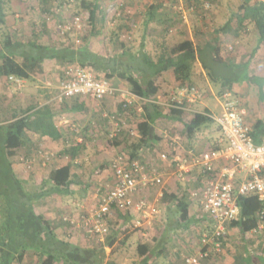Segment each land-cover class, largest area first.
Returning <instances> with one entry per match:
<instances>
[{
    "label": "crops",
    "instance_id": "0c3cea01",
    "mask_svg": "<svg viewBox=\"0 0 264 264\" xmlns=\"http://www.w3.org/2000/svg\"><path fill=\"white\" fill-rule=\"evenodd\" d=\"M246 2H248V0H240V4H235L234 2L227 3L230 10L228 14H226L227 12L224 14L215 12L213 8L209 12L210 17L208 20H203L200 17L203 11L199 10L196 13H190V17L188 18L187 16V22H183L180 20L181 6H179L175 0H137L129 5V11L131 12L129 16H126L128 12L124 15L125 20L118 21V18L117 21H115V25L123 26L119 36H117L114 42L110 41L111 38L109 37V39L105 35L92 38L89 41L88 46L93 53L105 55L106 57H110V59L115 57L116 61L122 62L123 60V64H125L124 72L138 79L141 83L153 78L150 77L151 74L148 75L141 68H139L140 71L138 72L130 67L128 61L132 59L133 56H139L140 54L141 56L147 55L154 63H158L162 66L163 62L161 64V60L163 61V59L173 57V54L170 53L173 47L184 41H191L194 44L197 60L194 62L190 79H188L187 82L177 80L172 70L163 71L154 79L155 85L159 88V92L155 98L161 99L160 96L162 93L171 92L173 95H175L174 93H178L180 96L178 99L181 101L184 100V102L182 101L184 105V114L182 118L167 114L168 110L171 108L168 106H161L164 108L163 113L167 114L169 119L160 118L156 120L153 126L158 140L153 141L151 146L141 153V159L139 160L145 166L147 173H156L163 178V185H148L136 194L134 198L135 200L144 199L154 206L158 210L157 215L161 214V222H163L164 216H167L168 220H171L173 212L178 211L180 213L177 201H169V199H167V202H165L163 200L164 194L167 196L174 195L176 197L186 194L188 197L186 202L189 205V216L193 219L194 217L191 215V210L197 207L196 204H200V195L197 194H199L202 189L196 192V187L197 185H202L203 182L200 181L202 176L201 170L193 168L186 173L184 181L179 180L176 175V167L172 160L163 161L160 156L163 153H168L171 157L174 154L188 156L192 152L201 153L215 146L220 148L225 147L226 144L215 122L214 124L217 126L218 133H214L211 126L206 125L198 131L193 140L188 139L184 123L190 121L191 119L189 118L195 114L204 112L212 113L213 106L206 103L205 100L213 102L219 113L221 110L220 93L223 91L225 93L227 90L223 87L222 82L223 79L231 76L229 67L231 65L242 66L247 63V58L251 57V54L258 46V50L254 57H252L250 63L252 71L249 77H252V80L242 85L235 82L230 92L233 96L236 95L241 101L238 102L245 112V120L253 130L260 121L264 122V100H253L257 94L260 96L262 91V88L255 86L253 77H260L264 80V42L259 44V36L253 23L246 22L242 24L241 18L238 20L234 19L236 16L241 15L243 12L242 7L246 5ZM256 2H264V0H251L250 5H255ZM121 5H125V7L128 8L127 4L122 3ZM153 5H158V8L153 12L151 22H148L149 18L147 21L146 14ZM119 6L120 5L115 3L111 7L116 8ZM118 13L120 14L121 12ZM228 22H231L230 30L227 31V33L220 32ZM239 23L241 25H239ZM234 24H237V26L235 27ZM167 27L174 28L176 33L174 32V35H168L166 33ZM98 43H100L101 49L98 47ZM208 46L220 47V49H222L221 57L225 64L222 65L221 63L213 61ZM104 48H108V50L106 51ZM117 67L119 71L123 72L120 68V63H117ZM45 68L46 70L44 73L35 76L30 81L23 80L22 83L24 82L23 86L25 87L26 84L31 87L33 92L31 96L36 99L43 96L44 99L50 101L58 93L61 68H63V66H61L58 61H53L52 63H47V67ZM210 72L213 74V78L209 76ZM96 73L101 78L105 76L104 73L100 71ZM144 77H146L145 80ZM3 79L4 78H0V81ZM110 82L117 88L130 91L129 84L125 80L115 77L111 79ZM40 83L42 84L40 85ZM37 87H39L38 90ZM192 87L196 88L202 94V97L193 101L192 96L189 93H185L187 88ZM40 88L44 91L40 92ZM37 92H39V95ZM250 94H252V98ZM209 96L212 99H209ZM203 98L205 100L199 102ZM78 105H84L85 110L83 112H80L81 110H72V106ZM121 107L123 108L122 111H120ZM52 108L56 112L54 121L61 138L54 141L50 137H44L34 132H29L27 134L28 143L21 148V151L34 156L39 149H42L45 152L49 150L55 154L59 153L58 155H63L64 158L60 161L61 163L57 166H52V169L60 168L69 163L73 164L72 169L76 176V182L71 186V190L74 191V194L67 197V199H69L68 201L64 199L56 204L60 206V212L64 214H59V211H51L46 219L58 226L57 234L61 238H68L67 240L71 243L86 247L88 241L84 239L86 238L84 231L78 226L67 230L66 226L61 227V220L58 218L62 216L63 219L67 214H73L70 216H74L73 219L78 220L80 218V212L96 208L98 198L100 195L110 190L114 181L112 166L110 165L112 162H106L105 157L110 161L112 160V151L113 153L114 151L118 152L117 150H124L127 152V144L133 139L131 136L134 138L137 136V124L143 121L145 111L141 105L137 108L129 107L125 110L120 98L117 96L108 97L103 101H94L86 97H80L78 100L75 99L72 102L71 108L69 109L72 114V119H66L67 121L63 123L61 121L59 122V119H57V111L54 106H52ZM21 111L22 110L18 109L14 114L21 115L19 114ZM81 113L84 114V118ZM78 115L81 116L82 119H79ZM97 115L103 116V118L96 119L95 117ZM177 117L181 118L182 121L178 120ZM110 119H116L124 127L118 139L112 142L108 139V133L114 127ZM11 121H14V119L6 120L1 124ZM75 129H78L80 133L77 134ZM78 135L81 137V141H78ZM71 147H78L76 153L77 158L74 160L71 158ZM69 150L71 151L70 154L67 153ZM107 154L111 155V157ZM92 156L94 159H91ZM122 156L128 158V155L122 154ZM84 162L94 163V169L93 167L85 169ZM106 163H109V165H106ZM16 166L17 165L13 163L15 172ZM96 167H98V170L95 172L96 174L99 173V175L96 177H89L87 171H92L91 174H93ZM19 174H23V172L21 171ZM24 177L23 175L22 178L25 179ZM96 186H99L98 189L94 188ZM77 188H79L78 192ZM44 199L46 198L44 197L42 200ZM66 202H68L67 205H65ZM156 206L159 207V209ZM179 218L181 219V214ZM153 220L154 217L145 219L141 212H136L134 209L125 212L116 210L109 218V225H114L116 227V232L124 230L129 223H133L135 227L142 226L145 229V227L147 228L148 226L150 227L149 229H151ZM249 234H252V232ZM165 235L166 233L164 236ZM142 236H144V234ZM138 238L140 237L138 236ZM83 240L86 244L83 243ZM103 240L104 239H101V241L97 240L95 242L105 245V243H102L104 242ZM133 240L132 238L123 246L117 244L116 246L105 247L106 262L109 260L114 264H143L142 260L144 257L142 258L139 254H137V257H131V254L132 256L136 254L135 249L137 250L138 247V245H134ZM160 247V251L157 250L158 252H156L153 251L151 245H149V247L147 246L151 253L148 264H166V261L171 262L170 264H176L172 262L175 261L172 259V256H174L173 251L177 249L170 246V242L166 240L163 241ZM247 252L250 253L251 258L260 256L251 253L253 251L251 250L250 252L249 248Z\"/></svg>",
    "mask_w": 264,
    "mask_h": 264
},
{
    "label": "trees",
    "instance_id": "16d2710c",
    "mask_svg": "<svg viewBox=\"0 0 264 264\" xmlns=\"http://www.w3.org/2000/svg\"><path fill=\"white\" fill-rule=\"evenodd\" d=\"M175 1L179 6L181 5L184 12L189 14L201 10L203 2V0ZM40 2L45 6L44 8H47L49 3L55 2L56 8L62 7L61 9H65L74 6L77 7L79 12H76L77 14L71 17H64V19L61 17V20L56 21L55 26L51 25L54 15L44 17L42 24L35 27L32 25L31 34L26 35L18 30H9L7 24L11 14L9 8L10 0H0V78L30 81L35 76L44 73L47 63L58 61L63 67L78 65L83 68H89L94 71L97 78L100 77L96 72L100 71L104 73V79L109 81L115 77L125 80L129 84L132 93L146 99H152L157 96L159 88L155 85L154 79L163 71L172 70L176 79L182 82H187L190 79L194 62L197 60L195 47L191 41H184L173 47L170 51L173 57L161 60L160 63L162 64L163 62L162 66L154 63L147 55L133 56L128 61L130 67L138 72L140 71L139 68H141L148 75L151 74L150 77L153 78L141 83L138 79L124 72L125 64H123V60L121 62L116 61L115 57L110 59V57L105 55H98L93 53L88 46L92 38L102 35L110 37V41L114 42L123 26L115 25V21L118 18V21L125 20L124 14L118 13V15H115L111 20L113 24H110L106 19V9L103 6V0H76L74 3L68 0H40ZM250 4L251 0H248L246 5L242 7L243 12L241 15L236 16L234 19L238 20L241 18L242 24L246 22L253 23L258 33L260 44L264 42V2H256L255 5ZM157 8L158 5H153L149 8V12H151L146 14L147 21L149 18L148 22H151V16ZM192 9L194 10L192 11ZM47 13L52 12L47 11L45 14ZM83 13H88V27L81 33L70 31L65 35H60L56 32L58 25L70 22L74 17L81 16ZM180 20L182 21V19ZM230 23L228 22L219 31L227 33L231 28ZM237 24H234V26L236 27ZM239 25L241 24L239 23ZM170 29L172 28L167 27L166 33L174 35V33L169 32ZM74 36L77 37V41L75 40L68 44L60 43L62 42L61 39H72ZM258 47L251 54V58L254 57ZM208 49H210L214 62L225 64L221 57L222 49L220 47L208 46ZM117 63L121 64L120 68L123 72L119 71ZM248 63L242 66L230 64L231 76L223 79L222 82L223 87L227 89L225 92L230 91L232 85L237 82L236 74L238 69L247 67ZM209 76L211 78L214 77L211 72ZM145 79L146 77H144ZM248 80L250 81L252 78L249 77ZM223 93L224 91L220 93V96ZM78 99L79 97L76 98V100ZM183 107L184 105L182 104L181 109L171 108L167 114L182 118L184 114ZM122 109L121 107L120 111ZM143 109L145 113L143 121L137 124V136L135 138L131 136L133 139L127 144L129 160L139 161L141 153L148 149L153 141L158 140L153 126L156 120L160 118L169 119L168 115L163 113L164 108L154 103L145 104ZM72 110H81L80 112H83L85 107L84 105L72 106ZM207 113L209 112L195 114L189 118L191 119L190 121L184 123L189 140H193L198 131L204 126L214 123L211 118L205 115ZM55 116L56 112L52 105L45 104L42 107H30L29 112L27 110L26 113L21 115H14V118H12L14 121L4 124L0 123V264H26L30 259L35 260V264H114L109 260L106 262L105 247H112L117 244L123 246L127 244L129 237L125 236L119 240L118 235L114 233L115 230H112V234L109 230L108 234L104 236L105 245L88 239V245L82 247L71 243L67 240L68 238H61L57 234L58 226L36 211V202L41 201L52 193L61 196L74 194L71 186L76 182V176L73 173L72 163L60 168H54L49 172L47 179L44 181V184L50 186L49 192L46 190L30 191L27 188V181L20 178L14 171L13 160L17 157L21 148L27 145V134L29 132L50 137L54 141L61 138L55 125ZM179 117H177L178 120L182 121ZM253 134L257 139L264 135L263 121L256 125ZM219 148L218 146L212 147V149ZM77 149L78 147H71V158L73 160L76 158ZM71 151L69 150L67 153L70 154ZM201 175L200 181L203 182L205 176L202 172ZM199 186H203V183ZM187 198L186 194L180 197L163 195L165 202H167V199L169 201H177L182 223L190 225L197 222V219L196 217L192 219L189 216ZM238 206L240 209L239 221L232 223L230 226L236 227L242 235H247L257 229L258 213L264 210V203H261L255 197H239ZM82 215L84 213L80 217ZM204 219L208 220L207 217L203 216L202 220ZM60 220L61 227L66 226L67 230L76 226L69 221H64L65 219ZM208 222L210 223L211 221L208 220ZM137 252L142 258L144 257L142 263L148 264L151 253L147 246L138 245ZM248 255L249 252H247ZM247 258V264H264V255L254 258L249 255Z\"/></svg>",
    "mask_w": 264,
    "mask_h": 264
},
{
    "label": "built area",
    "instance_id": "2783aa9c",
    "mask_svg": "<svg viewBox=\"0 0 264 264\" xmlns=\"http://www.w3.org/2000/svg\"><path fill=\"white\" fill-rule=\"evenodd\" d=\"M68 1L74 3L76 0ZM212 9L213 4L203 0L201 10L209 14ZM180 12L182 21L187 22V15L182 7ZM87 20L84 14L76 16L72 21L58 25L56 32L60 35L70 31L81 33L87 27ZM111 20L112 18L109 20L110 24ZM169 32L174 33L175 29L172 28ZM10 80L16 81L14 78ZM185 93H189L193 101L202 97V94L194 87L187 88ZM112 96L120 98L125 110L129 107L137 108L139 105L144 107L147 103L181 109L183 104L174 95H171L166 102L160 98L139 97L131 90L115 87L107 79L97 78L94 71L78 65L66 67L59 92L54 99L59 103L77 97L103 101ZM220 107L218 115L213 113L205 115L217 124L226 144L225 147L211 148L201 153L192 152L188 156L174 154L171 157L168 153L160 156L163 161L172 160L176 167V175L181 181L185 180L186 173L192 168L200 169L205 176L202 189L197 195H200L199 202L203 215L211 221V231L202 234L200 249L194 254L185 256L182 264H202V261L210 255L211 249L217 252L222 250L228 226L239 221V197H255L264 203V135L258 139L254 136L252 127L245 120V112L234 100L230 91L220 96ZM110 121L114 125L110 140L114 141L118 139L124 127L116 119H110ZM75 131L77 134L80 133L78 129ZM81 140L79 137L78 141ZM111 166L114 177L113 186L100 195L96 208L87 210V213L78 220L65 218V221L78 226L90 236L107 235L108 220L116 210L125 212L134 209L136 212H141L145 219H151L158 214L154 206L144 199L135 200L134 196L148 185L162 186L163 178L156 173H147L140 161L129 160L122 155L115 159ZM258 220V227L252 234H260L264 237V210L258 213Z\"/></svg>",
    "mask_w": 264,
    "mask_h": 264
},
{
    "label": "rangeland",
    "instance_id": "374dc122",
    "mask_svg": "<svg viewBox=\"0 0 264 264\" xmlns=\"http://www.w3.org/2000/svg\"><path fill=\"white\" fill-rule=\"evenodd\" d=\"M87 1H92V0H87ZM137 0H103V6L106 9V19L109 21L111 18H114V14L118 12H121L122 14H126L129 11V5L132 3L136 2ZM139 1V0H138ZM210 1L213 4V8L215 12H219L221 14H228L230 13L229 6L227 3H232L234 2L235 4H240V0H207ZM52 3V2H51ZM117 3L120 5L119 7H116V10L112 9L111 7L113 4ZM127 4L128 8L125 7V5L121 6V4ZM55 2L52 4H48L47 8H44L43 4L40 2V0H10L9 3V8L11 10V14L8 18V26L9 30H18L22 34L30 35L31 34V29L32 25L39 26L42 24L44 21V17L46 18L51 17L54 15V19L51 20L53 21L51 23L52 26H55L56 21H59L64 19V17H71L75 14L76 12H79L77 7L70 6L69 8L61 9L62 7H55ZM179 5V4H178ZM181 6V5H180ZM111 7V8H110ZM56 8V10H55ZM127 8V9H126ZM111 9V10H110ZM55 10V11H54ZM110 10V12H109ZM52 12V13H47L46 12ZM54 11V12H53ZM117 11V12H116ZM131 12V11H130ZM120 13V14H121ZM196 13V12H192ZM203 14L200 15V17L203 20H208L210 15L207 13L202 12ZM85 17L88 19V13H83ZM185 14L190 17V14L185 12ZM127 15H129L127 13ZM212 15V14H211ZM107 21V24H108ZM50 23V21H49ZM19 27V29H18ZM88 27V25H87ZM60 39V38H59ZM73 39V40H72ZM72 39H61L63 44H68L69 42L72 41H77V37L74 36ZM60 41V40H59ZM101 41V40H100ZM99 48L101 49L100 43ZM109 48V47H108ZM108 48H104L106 51ZM252 58L249 57L247 58V61L249 62L247 67L245 68H239L238 73L236 74L237 76V83L242 85L243 83L245 84L249 80L250 72L252 71V68L250 66ZM67 66L61 68V76L63 78L64 70L66 69ZM60 76V83L61 84L62 78ZM101 78V77H100ZM104 78V77H102ZM252 78V77H251ZM254 78V84L257 87L262 88L261 95L258 96L257 94L253 100H264V80L261 79L260 77H253ZM23 80H10V79H3L0 81V123L4 122L6 120H10L14 118V112H17L18 109L22 110L21 113L23 114L26 113V111L30 110V107H38L42 106L45 104H49L54 106L55 110L57 111V119H59V122H63L67 119L70 120L72 119L71 113L69 109L71 108L72 102L76 99H71L68 101H64L63 103H59L55 101V97L57 94L49 101L44 99V97H39V99H36L35 97L31 96L33 93L31 90V87L23 86L24 82L22 83ZM42 83H40L41 85ZM36 88V86H35ZM59 88V87H58ZM8 89V90H7ZM13 89V90H12ZM39 87H37V90ZM44 91V90H39ZM59 92V90H58ZM175 92V91H173ZM39 95V92H37ZM207 93V92H206ZM174 96H177L176 98L180 97L178 93H174ZM173 94L171 92H164L161 94V99L163 102H166L167 99ZM250 97L252 98V94H250ZM209 99H212L210 96L208 97ZM234 100L237 102H241L239 98L235 95L233 96ZM205 100L204 98L200 100L199 102H202ZM184 102V100H182ZM45 102V103H44ZM206 103L210 104L212 107V113L214 115H218L219 113L217 112L218 109L217 107L215 108L214 103L211 102L210 100H205ZM238 102V103H239ZM220 112V111H219ZM83 118L84 114L81 113ZM80 114V115H81ZM79 119H82L81 116L78 115ZM96 119H102L103 116L97 115L95 117ZM70 122V121H69ZM211 126V129L214 131V133L217 132V126L214 123L208 124V126ZM112 133V129L108 133V139L110 140V136ZM218 133V132H217ZM79 138V135H78ZM117 140V139H116ZM112 142V140H110ZM43 148V147H41ZM40 150V151H39ZM37 151V154L32 156L30 154H27V152L19 151L17 154V157L14 159L13 163H15L17 166L15 168L16 174L22 178L24 175L25 180L27 179V188L32 191V192H38L42 190H46L47 192L50 191V186L47 184H44L45 179H47V176L52 170V166H57L61 162V160L64 158L62 155L55 154L52 151L47 150L46 152L43 151L42 149H39ZM118 152L113 153L112 151V160L108 161L107 158L105 157L106 162H114L115 159H117L120 155H129L128 150L126 151H120L117 150ZM54 153V154H53ZM117 153V154H116ZM109 157L111 155L107 154ZM30 156V157H29ZM32 156V157H31ZM77 156V155H76ZM105 156V155H104ZM103 156V158H104ZM77 158V157H76ZM115 158V159H114ZM91 159H94L93 156ZM85 163V162H84ZM83 163V165H84ZM109 163H106V165H109ZM54 164V165H53ZM76 165V164H74ZM94 163L91 162H86L85 163V169H88L89 167H93ZM105 165V164H104ZM112 165V164H110ZM94 169V167H93ZM98 170V167L94 170L93 174L92 171H87V174L89 173V177H96L99 175V173L96 174L95 171ZM23 172V174H19V172ZM22 175V176H21ZM23 179V178H22ZM99 187V186H98ZM98 187H94L95 189H98ZM202 188V186L196 187V192L199 191ZM79 188H77L78 192ZM81 191V190H80ZM48 197V198H47ZM68 196H61L59 194H54L52 193L51 195L46 196L44 200L38 201L36 203V211L38 214L44 216L45 218L48 217L49 212L51 211H59V214H64L60 212V206H57L56 204L61 202L62 200H69L67 199ZM46 201V202H45ZM68 202L65 203L67 205ZM198 203V202H197ZM51 205V206H49ZM197 207L195 209L191 210V215L192 217H196V221L190 225H186L182 223L181 219L179 218L180 213L178 211L173 212V217H171V220H168L167 216H164L163 222L160 220V215L154 216V220L152 221L151 229L150 227L147 226L145 229L142 226H137L135 227L133 223H129L126 225L124 230H119V232H116L115 226L114 225H109V220H108V225H109V230L110 233L112 230L118 235V239H122L125 236L129 237L128 242L133 238V243L134 245H149L152 246L153 251H160V246L163 243V241L170 242V246L173 248H176V251L174 252V256H172V259H174L176 264H182L183 257L187 254H194L197 252L201 245L200 243V238L202 233L210 231V223L208 220H202L203 218V213L201 210V207L199 204H196ZM50 207V208H49ZM157 207V206H156ZM159 209V207H157ZM82 213H87L85 210L80 212V215ZM73 214H67L64 218L67 217L72 219L74 216H70ZM202 217V218H201ZM63 218V219H64ZM162 218V217H161ZM167 218V219H166ZM62 219V216L60 218ZM55 221V220H54ZM65 221V220H64ZM178 221V222H177ZM65 223V222H64ZM77 227V226H75ZM67 229V228H66ZM81 229V228H80ZM85 233V232H84ZM166 235L164 236V234ZM112 234V233H111ZM110 234V235H111ZM144 234V236H142ZM86 238H84L86 241L91 240V241H101V239H104L102 243H105V237H99V236H90L85 233ZM138 236L140 238H138ZM132 237V238H131ZM83 243L86 244V242L83 240ZM246 248V249H245ZM249 248V251L251 250L254 255H264V237L260 234H247V235H242L241 232L236 228L232 226H228V231L226 235V240L222 243V250L220 252H217L215 250L211 249L210 255L206 260L202 261V264H247V249ZM158 250V251H157ZM136 254H131V257H137L138 253L137 250L135 249ZM172 254V253H171ZM133 259V258H131ZM171 262L166 261V264H170ZM26 264H35V260H28Z\"/></svg>",
    "mask_w": 264,
    "mask_h": 264
}]
</instances>
